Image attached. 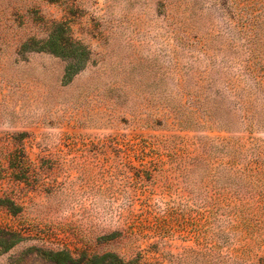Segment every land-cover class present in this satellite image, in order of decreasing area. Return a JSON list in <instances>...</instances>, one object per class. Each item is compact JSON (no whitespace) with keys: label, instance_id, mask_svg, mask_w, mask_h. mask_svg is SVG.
I'll return each instance as SVG.
<instances>
[{"label":"rangeland","instance_id":"374dc122","mask_svg":"<svg viewBox=\"0 0 264 264\" xmlns=\"http://www.w3.org/2000/svg\"><path fill=\"white\" fill-rule=\"evenodd\" d=\"M0 264H264V0H0Z\"/></svg>","mask_w":264,"mask_h":264},{"label":"trees","instance_id":"16d2710c","mask_svg":"<svg viewBox=\"0 0 264 264\" xmlns=\"http://www.w3.org/2000/svg\"><path fill=\"white\" fill-rule=\"evenodd\" d=\"M47 45L49 46V48L51 47V52H57V50L58 49H53V42H52V40L50 41H48L47 42ZM53 50V51H52ZM61 50L63 51V52H65V50H67V49H64V48H61ZM205 114H207L206 116V119L208 120V121H211V122H214V123H219V124H222L220 121H218V120H220V119H217V117H215V115L212 113V110H207V111H205ZM58 256H61L60 254H57V255H55L54 257H58ZM106 259H115V257L113 256V255H104V256H102L101 258H95V260L96 261H98V260H106ZM90 261H92V260H90Z\"/></svg>","mask_w":264,"mask_h":264}]
</instances>
